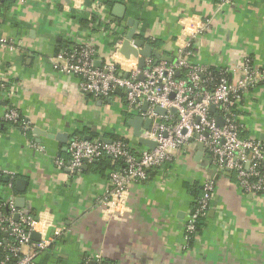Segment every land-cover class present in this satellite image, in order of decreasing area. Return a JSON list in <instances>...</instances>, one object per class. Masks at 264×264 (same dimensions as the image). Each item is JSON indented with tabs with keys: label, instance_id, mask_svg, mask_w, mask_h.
<instances>
[{
	"label": "crops",
	"instance_id": "obj_1",
	"mask_svg": "<svg viewBox=\"0 0 264 264\" xmlns=\"http://www.w3.org/2000/svg\"><path fill=\"white\" fill-rule=\"evenodd\" d=\"M221 2L1 3L0 37L13 42L17 51L0 48V77L14 88V98L0 101V111L14 103L31 128L25 132L15 124L1 123L0 185L10 183L15 208L40 220L37 230L53 238L37 264H80L84 257L98 254L103 262L115 264H264V196L243 193L233 172L218 169L204 150L197 156V144L189 156L178 154L170 166L151 168L145 180L133 183L127 197L129 210L117 217L103 214L97 202L110 187L108 169L101 173L89 163L76 173L58 168L54 156L68 161V138L32 131L37 127L46 134L69 137L73 130H85L81 135L90 138L128 133L130 117L122 113L118 96L101 102L83 93L80 78L56 70L50 60L63 46L89 41L99 50L101 63L110 61L113 38L127 34L128 17L138 21L134 38L150 44L146 40L155 36L154 46L150 45L163 55L174 56L190 40L195 59L203 64L232 68L249 60L263 66L264 0ZM117 3L125 7L123 18L112 13ZM206 18L209 27L196 37L188 36ZM95 19L110 21L106 32L95 29ZM242 105L241 137H254L264 144V82L244 94ZM17 179L24 182L17 185ZM206 182L214 186L209 210L200 232L186 241L192 192ZM17 198L24 200L21 207L16 205ZM54 227L60 230L58 235ZM27 250L22 247V252Z\"/></svg>",
	"mask_w": 264,
	"mask_h": 264
},
{
	"label": "built area",
	"instance_id": "obj_2",
	"mask_svg": "<svg viewBox=\"0 0 264 264\" xmlns=\"http://www.w3.org/2000/svg\"><path fill=\"white\" fill-rule=\"evenodd\" d=\"M3 1L0 0V5ZM234 1L222 0L221 5ZM103 12L105 16L109 13L105 8ZM95 20L92 21L95 29L106 32L105 27L110 21ZM209 24L210 20L204 19L202 26L188 36L196 37ZM125 36L113 38L110 61L101 63L99 50L89 41L63 46L50 60L56 70L79 77V88L83 93L100 100L118 96L122 113L142 119L139 135L134 136L128 127V133L117 134L122 137L105 142L80 136L77 130H73L67 142L69 159L65 162L54 156L56 166L76 173L87 163L98 161L105 155L111 156L117 164L107 173L110 187L97 202L103 214L120 217L129 210L127 197L133 183L145 180L151 168L170 166L178 154L189 156L192 146L201 143L218 169L234 172L236 185L243 193L264 196V144L254 137H241L239 121L244 94L264 82V65L256 67L249 60L232 68L203 64L195 59L190 40L177 49L170 62L140 53L126 58L120 52ZM155 39V36L149 37L150 41ZM130 45L137 50L141 48L134 44V38L130 39ZM0 48L17 51L16 45L3 37H0ZM140 58H143L142 68L138 67ZM96 61L100 64L96 65ZM115 88H119L121 94L115 93ZM13 91L11 82L0 77V101L12 100ZM145 102L147 106L143 109ZM13 104H7L0 111V123H16L26 132L31 126L21 115L19 107ZM210 106L214 107L213 111ZM157 107L165 112H156ZM218 117L221 125L217 123ZM146 119L151 121L144 128ZM138 139L155 145L150 148L140 144ZM213 190V183L206 182L202 185V194L193 197L194 207L185 224L186 241L192 240L199 219L206 217ZM11 191L10 183L0 185V233L11 237L9 242L0 239V246L6 250L0 264H37V259L50 247L53 238L37 230V225H42L40 220L15 208V196ZM3 208H8L7 213ZM32 231L39 233L38 241L31 239ZM54 233L58 235L60 230L56 227ZM23 246L28 247L26 252H22ZM102 260L98 254L84 257L80 264L93 261L95 264H115Z\"/></svg>",
	"mask_w": 264,
	"mask_h": 264
},
{
	"label": "water",
	"instance_id": "obj_3",
	"mask_svg": "<svg viewBox=\"0 0 264 264\" xmlns=\"http://www.w3.org/2000/svg\"><path fill=\"white\" fill-rule=\"evenodd\" d=\"M112 13L115 14L116 16L120 17V18H123L125 16V7L122 4L117 3L114 5ZM126 23H127V26L129 28H128L127 34L125 36V39L123 40L121 47H120V52L124 57L127 58L130 55L136 56L138 53H140L142 56L152 55L156 59H164V60L169 61V62L172 61V57L163 55L158 50L153 48L152 45L144 43L143 40H141L139 38H134L135 34H136V29L138 26V21L134 20L132 17H128L126 20ZM132 38H134V44L137 47H141L139 50H137L135 47L130 45V39H132ZM95 64L99 65L100 62L96 61ZM143 65H144L143 58H140L139 62H138V67L142 68ZM177 74H178V72H177ZM114 92L117 94H121V90L119 88H115ZM99 101L102 102V100H100V99H99ZM108 101L110 102L109 99H108ZM146 106H147V103L145 102L143 104V109H145ZM210 110L213 111L214 107L210 106ZM172 111H174V109H172ZM156 112L163 114L165 112V110L163 108L157 107ZM150 121H151L150 119L144 120L143 121V127L147 128L150 125ZM217 123L219 125H221V118L220 117L217 118ZM126 125L132 129V133L134 136H138L140 131H141L142 119L138 116L130 117L126 120ZM32 131H33V134H42V135H46L49 138H55V139H59V140H64V138H68L67 134H46V132H44L43 130H41L40 128H37V127H34L32 129ZM86 138H90V137H86ZM97 139L101 140V141H105V142H111L110 138H104L102 135H100ZM138 142L140 144L147 145L150 148H153L155 145L153 142L147 141L144 139H138ZM197 148H198L197 156H200V154L203 151L202 144L201 143L197 144ZM23 182H24V180H22V179L16 180L17 185H21ZM23 201L24 200H22V198H17L16 205L21 207L23 205ZM15 218H16V216H15ZM4 235H7V233H5ZM39 238H40V235L38 232H36V231L31 232V239L32 240L38 241ZM91 264H95V262L93 261V262H91Z\"/></svg>",
	"mask_w": 264,
	"mask_h": 264
},
{
	"label": "trees",
	"instance_id": "obj_4",
	"mask_svg": "<svg viewBox=\"0 0 264 264\" xmlns=\"http://www.w3.org/2000/svg\"><path fill=\"white\" fill-rule=\"evenodd\" d=\"M146 42H148V43H150V44H152L154 46L153 41H150L149 39H147ZM88 95H91V94H88ZM5 123H7V122H5ZM8 123H11V122H8ZM12 124L17 125L16 123H12ZM0 125H1V123H0ZM76 132L80 136H83V135H81V133L84 134L85 133V130H83L82 132H78V131H76ZM118 137H122V136H119L117 134L111 133V138L112 139L118 138ZM89 164H90V166H94V169L96 171H99V172L103 173L106 169L110 170L111 168H114L116 166L117 162L114 161V159L111 156L105 155L100 160L95 161V162H92V163H89ZM229 171H231V170H229ZM231 172H233V171H231ZM233 174H234V172H233ZM235 180H236V178H235ZM192 193H193L194 197L195 196H199V195L202 194V188H196V190H194ZM193 207H194V205H193ZM3 212L4 213H7V209L6 208H3ZM203 219L204 218H201L197 222L195 232H194V234L191 235L192 240L200 232V228H201V225L200 224H201V221ZM4 234H5L4 232L0 233V239H2L3 241L9 242L11 240V237L10 236H7V235H4ZM5 254H6V250L3 248V246H0V261L4 258Z\"/></svg>",
	"mask_w": 264,
	"mask_h": 264
},
{
	"label": "rangeland",
	"instance_id": "obj_5",
	"mask_svg": "<svg viewBox=\"0 0 264 264\" xmlns=\"http://www.w3.org/2000/svg\"><path fill=\"white\" fill-rule=\"evenodd\" d=\"M124 134H126V132Z\"/></svg>",
	"mask_w": 264,
	"mask_h": 264
}]
</instances>
